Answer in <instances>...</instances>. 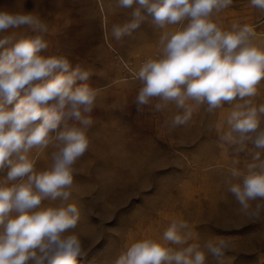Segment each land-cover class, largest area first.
<instances>
[{"label": "clouds", "instance_id": "9594fccd", "mask_svg": "<svg viewBox=\"0 0 264 264\" xmlns=\"http://www.w3.org/2000/svg\"><path fill=\"white\" fill-rule=\"evenodd\" d=\"M132 9L130 18L114 24L111 36L121 41L148 21L162 31L159 55L133 73L141 87L138 111L164 112L174 104L172 127L186 125L194 106L213 113L232 105L218 135L235 156L250 157L243 167L233 159L227 192L245 215L264 212V103H253L264 81V44L254 42L255 28L214 16L234 0H116ZM264 13V0H249ZM27 28L32 35H19ZM13 30V31H9ZM0 264H78L83 244L75 231L80 210L64 203L72 195L76 161L89 148L98 92L87 81L92 73L73 66L63 55H44L49 26L31 13L0 8ZM242 103L233 104L234 101ZM153 101H157L153 104ZM191 102V103H190ZM221 126H217V132ZM52 146L51 166L36 170L32 151ZM61 201L45 204V201ZM189 223L172 218L161 239L145 237L127 244L114 264H207L208 257L224 264L223 237L201 243ZM175 246V247H174Z\"/></svg>", "mask_w": 264, "mask_h": 264}, {"label": "rangeland", "instance_id": "374dc122", "mask_svg": "<svg viewBox=\"0 0 264 264\" xmlns=\"http://www.w3.org/2000/svg\"><path fill=\"white\" fill-rule=\"evenodd\" d=\"M0 8L46 22L49 48L42 54L66 56L73 66L90 71L89 79L77 84L88 83L98 92L94 124L87 132L89 148L73 166L72 195L64 202L80 210L75 231L84 255L78 264H114L134 240L161 239L172 218L189 223L193 243L223 237L224 264H264V212L259 217L241 213L226 190L233 159H239L237 167L250 162L246 154L237 157L232 146H221L218 140L227 130L223 121L232 105L225 103L213 113L206 105L194 106L192 119L177 127L165 122L177 113L174 104L164 112L136 108L141 84L133 73L147 59L157 58L161 32L174 26L154 29L145 21L117 41L111 28L129 19L132 9L119 8L116 0H0ZM214 19L225 27L232 22L252 25L254 42L264 44V13L250 7L249 0H234ZM14 31L33 34L27 28ZM252 99L264 103V81ZM54 150L50 145L32 151L37 171L51 166ZM256 203L264 201L252 202L253 209ZM207 259V264H216L213 257Z\"/></svg>", "mask_w": 264, "mask_h": 264}]
</instances>
